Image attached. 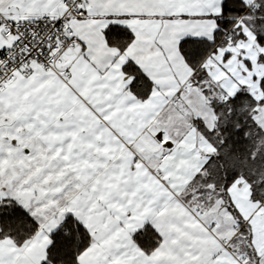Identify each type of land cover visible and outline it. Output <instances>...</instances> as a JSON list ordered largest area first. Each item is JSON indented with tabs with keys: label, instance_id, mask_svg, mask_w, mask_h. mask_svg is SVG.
I'll return each mask as SVG.
<instances>
[{
	"label": "snow or ice",
	"instance_id": "1",
	"mask_svg": "<svg viewBox=\"0 0 264 264\" xmlns=\"http://www.w3.org/2000/svg\"><path fill=\"white\" fill-rule=\"evenodd\" d=\"M0 264H264V0H0Z\"/></svg>",
	"mask_w": 264,
	"mask_h": 264
}]
</instances>
